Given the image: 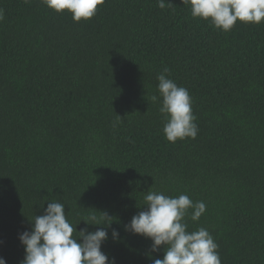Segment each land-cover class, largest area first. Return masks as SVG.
I'll use <instances>...</instances> for the list:
<instances>
[{
	"label": "trees",
	"instance_id": "obj_1",
	"mask_svg": "<svg viewBox=\"0 0 264 264\" xmlns=\"http://www.w3.org/2000/svg\"><path fill=\"white\" fill-rule=\"evenodd\" d=\"M170 2L105 0L77 23L41 0H0L6 264H21L19 236L51 200L66 205L77 231H95L83 220L106 211L116 219L102 251L116 264H152L151 239L124 227L152 186L205 203L199 221L186 217L188 230L210 232L221 264H264V23L224 32ZM165 68L192 98L195 139L164 135L157 75ZM163 255V247L151 253Z\"/></svg>",
	"mask_w": 264,
	"mask_h": 264
},
{
	"label": "clouds",
	"instance_id": "obj_2",
	"mask_svg": "<svg viewBox=\"0 0 264 264\" xmlns=\"http://www.w3.org/2000/svg\"><path fill=\"white\" fill-rule=\"evenodd\" d=\"M30 0H25L29 3ZM49 9L57 13H71L74 22L92 19L105 0H41ZM158 7L171 6L170 0H157ZM189 6L191 16L210 23L217 29L229 32L236 23H264V0H182ZM0 9V21H3ZM169 69L157 75L158 92L162 98L159 111L164 116V135L170 143L186 138L195 139L199 127L193 113L192 98L185 87L178 86L168 78ZM157 96L152 100L156 101ZM118 115V114H117ZM119 116L117 123L119 122ZM151 189L144 196L145 210L134 215L125 230L149 238L152 241L148 256L152 264H221L219 245L210 232L199 227L189 231L186 217L197 222L206 211L204 202H193L185 194L170 197ZM65 204L51 200L43 215L30 220L31 230L20 234L25 248V258L21 264H116L115 258L102 251L103 243L109 239L108 229L115 222L106 211L101 216L91 215L83 220L87 225H96L95 231L87 227L77 231L66 218ZM43 208V206L41 207ZM191 210V211H190ZM75 231V235H74ZM112 239L119 241L120 235L112 229ZM163 247V258H153L151 253ZM0 264L6 260L0 257Z\"/></svg>",
	"mask_w": 264,
	"mask_h": 264
}]
</instances>
